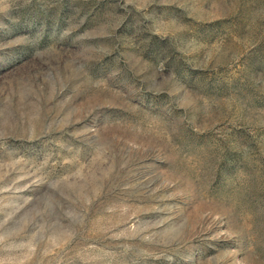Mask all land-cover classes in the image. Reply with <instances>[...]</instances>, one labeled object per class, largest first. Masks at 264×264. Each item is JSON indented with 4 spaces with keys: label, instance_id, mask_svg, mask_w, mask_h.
I'll return each mask as SVG.
<instances>
[{
    "label": "rangeland",
    "instance_id": "1",
    "mask_svg": "<svg viewBox=\"0 0 264 264\" xmlns=\"http://www.w3.org/2000/svg\"><path fill=\"white\" fill-rule=\"evenodd\" d=\"M0 264H264V0H0Z\"/></svg>",
    "mask_w": 264,
    "mask_h": 264
}]
</instances>
